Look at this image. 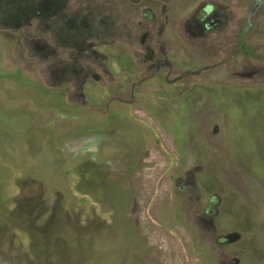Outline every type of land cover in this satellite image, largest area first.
Masks as SVG:
<instances>
[{
    "label": "rangeland",
    "instance_id": "rangeland-1",
    "mask_svg": "<svg viewBox=\"0 0 264 264\" xmlns=\"http://www.w3.org/2000/svg\"><path fill=\"white\" fill-rule=\"evenodd\" d=\"M263 1L0 0V264H264Z\"/></svg>",
    "mask_w": 264,
    "mask_h": 264
},
{
    "label": "flooded vegetation",
    "instance_id": "flooded-vegetation-1",
    "mask_svg": "<svg viewBox=\"0 0 264 264\" xmlns=\"http://www.w3.org/2000/svg\"><path fill=\"white\" fill-rule=\"evenodd\" d=\"M264 3V1H263ZM217 6L213 3H207V4H201L199 8H197V12L195 11L191 18L188 20L187 31L189 32L191 37H202L206 35L209 32H212L217 27H219L222 23L225 22V18L223 14L219 11H217ZM36 26L39 27H51L49 24L46 26L40 24L38 21H36ZM193 30V31H192ZM64 37V36H63ZM63 41V40H62ZM31 45L35 46V53L39 54L41 56L45 55V51L43 49H40V43L36 41L30 42ZM31 49H33V47ZM49 57V56H48ZM46 57V58H48ZM65 70H62V76H67L68 71L66 70V67H64ZM102 72L106 75H110V73L104 68L102 69ZM54 73V72H53ZM54 78H59L60 76H55V74H52ZM81 87V86H80ZM80 90V89H79ZM216 203V200L210 202L207 206L206 213L210 216L216 214L214 208L212 207ZM236 263V261H235Z\"/></svg>",
    "mask_w": 264,
    "mask_h": 264
}]
</instances>
